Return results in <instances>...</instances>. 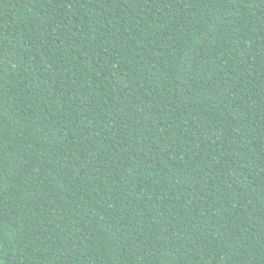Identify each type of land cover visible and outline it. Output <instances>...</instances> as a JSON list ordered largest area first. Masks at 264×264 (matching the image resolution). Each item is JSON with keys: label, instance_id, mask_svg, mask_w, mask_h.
Instances as JSON below:
<instances>
[{"label": "trees", "instance_id": "16d2710c", "mask_svg": "<svg viewBox=\"0 0 264 264\" xmlns=\"http://www.w3.org/2000/svg\"><path fill=\"white\" fill-rule=\"evenodd\" d=\"M0 264H264V0H0Z\"/></svg>", "mask_w": 264, "mask_h": 264}]
</instances>
